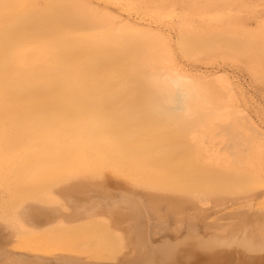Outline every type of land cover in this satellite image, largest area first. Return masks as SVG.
<instances>
[{
  "label": "bare ground",
  "instance_id": "obj_1",
  "mask_svg": "<svg viewBox=\"0 0 264 264\" xmlns=\"http://www.w3.org/2000/svg\"><path fill=\"white\" fill-rule=\"evenodd\" d=\"M93 1L0 0V119L15 136L0 143V179L35 173L66 178L60 186L102 174L56 190L15 185V208L32 198L21 217L0 196L17 226L0 229V264H264V210L230 224L223 213L264 189V131L240 88L220 70H185L161 29ZM231 27L205 38L182 19L175 37L185 58L229 52L264 83V66L246 60L258 35ZM24 142L46 144L51 160L30 159ZM240 223L243 235L228 236Z\"/></svg>",
  "mask_w": 264,
  "mask_h": 264
},
{
  "label": "rangeland",
  "instance_id": "obj_2",
  "mask_svg": "<svg viewBox=\"0 0 264 264\" xmlns=\"http://www.w3.org/2000/svg\"><path fill=\"white\" fill-rule=\"evenodd\" d=\"M95 1H96V3H99V7L100 8H106V9L108 8V10H110V11L114 10L113 12H117L118 14L122 15L124 18L129 17L130 19H132V21L134 19H137V20L141 19V21L143 20V21H145V23H150L153 26L157 27V29H159V30L161 29L160 31L164 32L165 35L169 36L170 42L172 44L171 45L172 50L174 48V50L176 52L175 53L174 50H173L174 55L177 58V60L180 63V65L182 66V68H184L185 70H187V71H189L191 73L192 72L195 73L197 71L196 73H204V74H206V73H208L210 71H213V70L214 71L215 70H220L221 72H223L226 75H228V77L236 85H238V87L240 88V91L243 94V100L241 99L240 101H242V104H244L249 109L248 111H249L250 115L252 116L254 122L260 128H262V130L264 131V83H260L258 80H256V79L251 77L250 73L248 72V70L246 68V64L245 63H247V62L244 59H242V60L237 59L236 60V58H233L232 55L229 52H228V58L224 57L223 59L221 58L219 53L215 54L214 57H213V55H207L204 52H201L197 56V58H192V57L191 58H185L183 56V53L181 52L179 46H178V42H177L178 40L176 38L177 37V29H178L182 19H184L194 30L199 32V34H201V36H204L205 38L208 37L210 35V33H212V32H216V31L218 32L219 30L220 31L223 30L226 26H228L231 29H232L231 26H233V27L236 26L235 27L236 29L234 28L233 30L236 31L239 34V36H240V34H252V35L257 34L258 38H257L256 43H258V47H256V46L255 47L254 46L251 47V52L252 53L250 52V54L252 55V59H251V57H249L246 60L248 61V63H251L253 65H255V63L260 64V66L257 67V69L261 71V69H259V68H262L264 66V60H263L264 59V46H263L264 45V42H263L264 41V37H263L264 36V0H172L173 1L174 11L170 12V13H164L162 15L157 13V10L155 9V6H154L152 0H94L93 2H95ZM126 1H128L129 4ZM39 3H41V1H39ZM131 3H133L132 6H133L135 12L133 11V12H126L125 13V11H128V9L126 7H128V5H130ZM102 5H103V7H101ZM113 5H114V7H113ZM194 6H196V7H194ZM120 9H121V11H119ZM123 9H126V10H123ZM122 11L124 13H121ZM127 13H131L132 16H131V14H127ZM174 15H176V17ZM212 15L214 17H211ZM223 15H224V17H223ZM231 15L233 17H231ZM149 18H150V20H149ZM160 18H161V20H160ZM158 19H159V21H158ZM153 21H154V23H152ZM191 22H193V23H191ZM231 23L233 25H231ZM215 26H217V27L215 28ZM171 34H172L173 37L171 36ZM176 45L178 46V48H177ZM176 49H177V51H176ZM262 49H263V52H262ZM259 58H260L261 61L259 60ZM193 69H194V71H193ZM0 122H1V119H0ZM2 123L3 122L0 123V129L3 128V127H6V129L4 128L2 139L0 140V143H4V142H2L4 140V138L15 137L13 135V133L11 132V126L12 125L11 126L10 125H2ZM11 143L13 144V147L15 145L18 146V144H17L18 142L16 143V140L12 141ZM37 143H39V142H37ZM22 145H21L22 147H20L21 153H22L23 149L24 150L27 149V153L29 155L28 157H30V159L36 160L37 156L41 155L42 157H44V158H46L48 160H51L49 153L46 152L49 149V147L46 144L36 146V143L35 144H32V143L28 144V143L24 142V143H22ZM40 147H42V148L39 150ZM3 150H5V149H3ZM18 150H19V148H18ZM105 170L109 171L108 169H105ZM109 172H105V171L103 172V173H106L105 175H107L109 173L107 175L108 177L103 174L106 177L105 179H107L110 183H118L119 182V183H123L125 185V183L127 182L126 180L123 182L122 181L123 179L120 177L121 181H122L121 182V181H119L120 178H119V176L117 174H114L111 170ZM111 172L113 173L114 177H115V175H117V177L119 178L118 181H117L116 177L113 178V176L110 175V174H112ZM9 174H12V175H9ZM16 174H17V172H15V173H7L6 174V176L8 175L6 177L7 179L6 178L2 179V177L0 179V196L4 197V199L6 200V203H8V202L10 203V200H11L10 198H11V195L13 194V192L17 193V195H19L18 194L19 193V191H18L19 189H17V191H18L17 192L16 188H19L20 186H22L20 189H22L24 187V189L27 188L28 190L32 187L31 185L37 186V189L40 188V187H42V188L43 187L44 188L45 187H48V188L50 187L51 188L53 185H54V187L60 188V186L64 187V185L65 186L69 185L70 182L73 183V182H77V181H80V180H85V181H88L87 183H92V184L93 183L94 184H98V183L101 182L100 179L102 180V177H100L102 174L98 175L100 177V179H98L99 178L98 176H97L98 178L96 177L97 180H99L100 182H97L96 179H93L94 180L93 181L92 178H91V175H89L90 176L89 178H91L92 181L90 179H87L88 176H87L86 179H81V178L77 179L76 177H73V178L71 177L72 179L75 178L77 180L74 179L73 181L68 182V184L67 183L63 184L62 183V185L60 184V186H59L58 185L59 183L66 182L65 181L66 178L65 179H61L63 181H60V182H59V180H57V181L55 180V181L51 182V180H48V178H45V181L42 180L43 183L42 182L40 183V181H39L40 178H38L39 176L36 175L35 173L34 174L31 173V175H29L31 178L29 176H28L29 178H27L28 180L30 179L29 181L27 180L30 183V185L27 183L26 179L22 180L21 182L18 179L19 183H21V184L17 185L16 182H18L17 181L18 177H17ZM95 176L96 175H94V177ZM109 176H111V177H109ZM37 178H38L39 183L37 181ZM69 180H71V179L67 178V181H69ZM23 181H26L28 187L25 186L26 185L25 182L22 183ZM85 181H83V182H85ZM55 182H56V184H55ZM57 182H58V184H57ZM15 185H17L18 187L16 186V188H15L14 187ZM126 185H128V183ZM29 186H31V187H29ZM54 187H52V190H56L57 189V188H54ZM6 188H7V190H8V188H10L11 191L13 190L12 193H11L10 190L9 191H10L11 194L7 190L4 191V189H6ZM24 189H22V190H24ZM22 190L20 192H24L23 194L26 193L25 196L30 197L27 194V190H25V191H22ZM28 193H29V191H28ZM261 193H262V195H260L257 199H255L248 207L246 206L247 204H243V203H237V204H233V205L228 204V209L223 211V213L227 212V211L229 212L228 213V224L231 223V222H229L231 220H232V222H234V221L237 222L238 221V219H237L238 216L235 217V215H234L235 213H237V211L238 212H242V211L243 212L244 211L248 212L249 211L248 212L249 214L247 216L249 218H251V220H255L256 218H254V217H259V215L258 214L256 215V213L260 212L259 214H262L263 212H261V210H264V189L261 190ZM8 195H10V196H8ZM19 196H21V195H19ZM19 196H17V197L20 199L21 197H19ZM13 197L14 196L12 195V198ZM18 198L14 197V199H12L15 202V203L13 202L14 203L13 204L12 201H11L13 206L12 205L10 206V204L8 203V205L11 208L10 211L12 212V214H13V211H12L13 209H16L17 207H20V206H17V204H16L19 201V200H17ZM25 198H24V196H22V200H20L21 201L20 203L24 202V203H22V209H24L27 206L25 204H27L28 202L30 203V201L32 200L31 197L27 198L26 199L27 201L25 200ZM20 203L18 205H21ZM5 205L3 204V207H5ZM14 205L17 206V207L15 208ZM24 205H25V207L23 208ZM251 205H252V209H251L252 211L249 209V208H251L250 207ZM9 206H7V207H9ZM262 207H263V209H262ZM17 209H16V211H17ZM22 209H20V210L18 209V211H19L18 215L20 214V217L22 215L21 212H23ZM246 209H248V210H246ZM16 211L14 213H16ZM230 214H232L233 216H231ZM251 215H252V217H251ZM217 216L218 215H212L211 216L212 219H210V220H214V217L217 218ZM1 217H3V218H0V221H2L3 223L4 222L8 223V220L6 221V219H5L7 217H5V216H1ZM207 220H209V218ZM11 221H13V220H11ZM11 221L9 220L10 224L6 223V225H5V223L2 224V222H0V229L3 228V227H6L7 231L11 232V230H12L13 233L16 232L17 231L16 230L17 226L15 224H14L15 226L12 225L15 221H13V223ZM1 225H3V226H1ZM7 225L8 226L11 225V227L13 226L12 227L13 229H11V228L7 229ZM239 225L244 227L243 223H240ZM240 226H238V228H240V229L237 228L236 230H234L232 232H231V230H229L230 231V235H228V236H231L232 233H236V232H237L236 233L237 236L239 235L240 232L244 233L245 227L243 228V227H240ZM14 229H15V231H14ZM241 233H240L239 237H241L243 235ZM248 233L250 234L251 232H248ZM248 233H246L247 236H249ZM233 235H235V234H233ZM50 249H52V248H49L48 250L50 251Z\"/></svg>",
  "mask_w": 264,
  "mask_h": 264
},
{
  "label": "clouds",
  "instance_id": "obj_3",
  "mask_svg": "<svg viewBox=\"0 0 264 264\" xmlns=\"http://www.w3.org/2000/svg\"><path fill=\"white\" fill-rule=\"evenodd\" d=\"M178 86V85H177Z\"/></svg>",
  "mask_w": 264,
  "mask_h": 264
}]
</instances>
